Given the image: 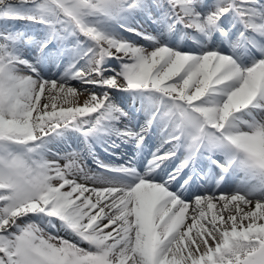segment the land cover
<instances>
[{
    "label": "snow or ice",
    "instance_id": "snow-or-ice-1",
    "mask_svg": "<svg viewBox=\"0 0 264 264\" xmlns=\"http://www.w3.org/2000/svg\"><path fill=\"white\" fill-rule=\"evenodd\" d=\"M0 264H264V0H0Z\"/></svg>",
    "mask_w": 264,
    "mask_h": 264
},
{
    "label": "rangeland",
    "instance_id": "rangeland-1",
    "mask_svg": "<svg viewBox=\"0 0 264 264\" xmlns=\"http://www.w3.org/2000/svg\"><path fill=\"white\" fill-rule=\"evenodd\" d=\"M231 26V25H230ZM239 25H237L238 27ZM51 73L53 74V76L57 75L59 72L63 71V68H57L56 66H52L50 69ZM75 83V82H74ZM78 86V85H75ZM121 99L123 100V102L129 106L130 108H132L133 110H137V116L139 117L140 122L143 121L144 119V113L141 110V106H142V101L140 98L137 97H133L130 94H123V96L121 97ZM159 141H160V136L158 131L156 132V134H150L149 137L146 140L145 145L141 148V149H137L136 146L133 143H120V147H114L117 156L114 157L113 160L107 159L105 157H101V155L99 154V150H103L102 152H105V149L107 148V150H112V147H109L107 143L100 141V142H96L94 144L95 147V153L96 155H98L100 157V159H104V161H108L109 163L112 164H126L128 161H132V157L130 154H126L127 148H130V153H134L136 154L138 157H140V164H137L136 166L138 168L141 167V165L146 164L147 162V158H149L150 153L159 145ZM103 145V146H102ZM81 147H83V145H81ZM88 160V164L89 167L92 168L93 170L97 169V165L94 163V160L91 156L87 157ZM179 179V178H178ZM182 182V180H181ZM211 184V181L209 180V182L207 184H201V187H208ZM189 214H191V209H189ZM61 234L65 235L66 238L67 237V233L64 232L63 230L61 231ZM84 246V245H81Z\"/></svg>",
    "mask_w": 264,
    "mask_h": 264
},
{
    "label": "bare ground",
    "instance_id": "bare-ground-1",
    "mask_svg": "<svg viewBox=\"0 0 264 264\" xmlns=\"http://www.w3.org/2000/svg\"><path fill=\"white\" fill-rule=\"evenodd\" d=\"M117 143L119 145L118 147H120V143L119 142H117ZM112 148H114V147H112ZM116 155H117L116 152H113L111 150H107V151L105 150V152H102V156L107 158V159H110V160H113ZM105 162H107V161H105ZM177 163H178V161H177ZM96 170H99V169L97 168Z\"/></svg>",
    "mask_w": 264,
    "mask_h": 264
}]
</instances>
